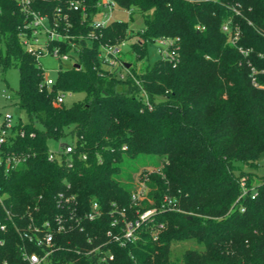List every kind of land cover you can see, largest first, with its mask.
<instances>
[{"label": "trees", "instance_id": "trees-1", "mask_svg": "<svg viewBox=\"0 0 264 264\" xmlns=\"http://www.w3.org/2000/svg\"><path fill=\"white\" fill-rule=\"evenodd\" d=\"M65 1L35 0L33 7L50 13L56 5L64 8ZM83 1L91 12L96 0ZM115 1L141 15V29L127 33V21H114L96 31L98 40L76 38V48L62 45L73 64L60 68L45 88L39 60L20 43L23 11L13 0H0V75L10 67L19 70L10 99L27 116L26 122L16 121L24 136L8 149L28 154L0 177V221L5 224L0 264L22 263L23 249L41 253L20 233L30 221L40 226L49 220L55 228L54 218L61 214L65 230L53 234L50 264H264V178L255 184L253 173L245 170L256 168L264 154V89L257 86H264V58L257 56L264 52V38L242 22L240 44L253 50L244 58L226 43L220 24L229 12L215 3ZM236 1L251 9L247 15L253 22L264 23V0ZM71 20L69 33L75 36L91 29L79 24L76 13ZM162 35L180 38L175 64L149 58L148 45ZM130 37L132 61L119 55L127 73L107 68L98 57L99 43ZM64 91L83 98L54 105L56 94ZM67 136L74 139L71 166L65 155L49 161V141ZM135 175L147 191L138 204L131 201ZM241 179L248 191L239 198ZM59 194L74 196V202L59 205ZM165 195L179 210H159ZM93 201L101 216L83 219ZM112 203L129 217L157 208L138 242L126 247L108 242ZM159 223L164 229L153 240L150 231ZM185 241L200 249L174 257L171 246ZM103 242L108 243L100 251L109 248L112 260L89 253Z\"/></svg>", "mask_w": 264, "mask_h": 264}, {"label": "built area", "instance_id": "built-area-1", "mask_svg": "<svg viewBox=\"0 0 264 264\" xmlns=\"http://www.w3.org/2000/svg\"><path fill=\"white\" fill-rule=\"evenodd\" d=\"M23 11L25 21L20 27L18 36L20 37V43L22 44L25 51L34 55L38 60L40 57L46 55H52L55 59L62 61L72 60L70 54L63 52L61 46H72L76 48V41L85 40L92 41L98 40L100 33L104 27L114 21H123L115 18L116 12H125L128 15L129 22H132L131 17L134 16L133 7H122L118 5L115 0H96L93 5L91 12L88 10L86 3L83 0H66L64 2V8L61 5H56L52 11L44 12L33 7L35 0H13ZM50 1V0H43ZM195 3H215L223 7L228 11V16L223 19L220 24V30L226 36V43L236 49L239 54L244 58H247L252 53V48H245L240 44L242 39V22H245L248 26L252 27L258 36L264 38V23L256 24L248 17L250 8L244 7V5L236 0H187ZM76 13L79 16V24H88L91 29L87 34L74 35L69 33L73 23L71 20V14ZM138 14V13H137ZM203 26L197 25L196 29H203ZM140 29V28H139ZM133 30L128 26L127 33H131ZM125 39L117 43H104L101 42L98 45V57L102 58L104 64L109 69L122 70L121 74H126V68L123 67L122 61L119 59V55L122 53V46L125 44ZM152 43L155 45V51L157 58L167 61L171 64H175L180 59V38L178 36H158ZM257 56L264 58V52H257ZM264 72V71H261ZM251 73L254 74L256 71L252 68ZM42 86L49 88L54 78L51 76H43ZM252 82L256 85L254 78ZM259 88L264 89V86L257 85ZM66 93H72L70 91L58 92L54 98L53 104L60 105L63 103V96ZM6 98L10 99V96L6 95ZM146 104L149 106L148 102ZM150 108V106H149ZM25 134L24 130L17 127V122L13 121L11 113H4L0 111V177L8 174L12 170L16 169L20 163L24 162L28 157V154H22L15 151H11L9 146L14 142L17 137H23ZM34 134L31 133L30 136ZM74 150L72 143H63L60 145L58 151L48 149L47 159L49 161L60 159L62 155L66 156V164L70 163L69 154ZM85 158V155H82ZM145 183L139 182L136 186V191L131 195V201L134 204H138L139 201L146 199L147 191L144 186ZM244 180L241 179V193L239 198L247 193ZM256 192L252 190L251 197L255 196ZM59 205L61 203L70 204L74 202V196H64L63 194L58 195ZM2 196L0 194V204H2ZM113 209L110 211L112 218L110 227L106 231L105 235L108 238V242L112 241L120 247H126L129 244L138 242L141 239V231L145 224L152 221V215L157 211L156 207H150L143 211L136 210L135 217H129L125 208H118L112 203ZM68 209V207H67ZM74 208L69 209V218L72 219ZM159 210L163 211H177V207L174 200L165 195L159 206ZM240 212L245 210L244 206L239 207ZM116 214L117 216H114ZM6 215L9 218L11 215L6 210ZM61 215H56L54 221H56V227L52 228L51 222L44 221L40 226L33 225L30 221L28 230L20 233L21 238L36 244L41 247V253L28 252L26 249L22 251L23 262L20 264H50V256L55 251L53 234L55 231L61 232L65 230V225L62 222ZM82 216L86 220H94L96 217L101 216V211L97 202L91 203L89 211L85 212ZM77 221V220H76ZM79 222V221H78ZM5 229V224L0 221V230ZM164 229V225L159 223L154 229L150 231V236L153 240L157 239L159 233ZM108 242H103L101 245H97L92 248L89 253H98V259L100 261L112 260L114 254L109 248L100 251L102 246L107 245Z\"/></svg>", "mask_w": 264, "mask_h": 264}, {"label": "rangeland", "instance_id": "rangeland-1", "mask_svg": "<svg viewBox=\"0 0 264 264\" xmlns=\"http://www.w3.org/2000/svg\"><path fill=\"white\" fill-rule=\"evenodd\" d=\"M115 18L121 19L123 21H129L128 15L125 12H116L114 15ZM143 25V20L140 14H137V11L134 12L133 21L129 22V27L132 30L141 29ZM134 41L133 37H130L126 39L124 46H122V56L126 60L132 61L133 55L130 52V44ZM89 43V42H88ZM90 44V43H89ZM148 52H149V58L150 60L156 59L158 56L155 51V45L154 43H150L148 45ZM38 63L42 67L44 71L45 76H51L55 77L57 75V71L60 68H66L73 64L72 60L62 61L59 59H55L52 55H46L39 58ZM139 65V63H137ZM123 72L122 70H120ZM19 70L16 67H10L8 68L4 74L0 75V111L4 113H11L13 121H17L18 117L23 121H27V116L25 112L21 109H19L16 105L12 104V100L6 98V95L11 96L15 93V91L18 88L19 85ZM82 93H66L63 96V102L65 105H70L72 102L83 98ZM74 139H72L70 136L65 137L60 142H54L49 141L48 146L49 149L53 151H58L60 148V145L62 143H72ZM149 169H153L149 167ZM246 171L252 172L254 175V183L258 184L261 181V178H264V154H262L259 158V163L256 168H248L245 167ZM134 176V182L135 185H139V182L137 180L138 177ZM188 248H198L200 249V246L194 242L191 241H185V242H179L176 244H173L171 246L172 255L174 257H181L183 251H185Z\"/></svg>", "mask_w": 264, "mask_h": 264}, {"label": "water", "instance_id": "water-1", "mask_svg": "<svg viewBox=\"0 0 264 264\" xmlns=\"http://www.w3.org/2000/svg\"><path fill=\"white\" fill-rule=\"evenodd\" d=\"M126 66H128L129 64L128 63H125ZM63 144V143H62Z\"/></svg>", "mask_w": 264, "mask_h": 264}]
</instances>
